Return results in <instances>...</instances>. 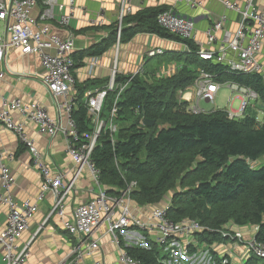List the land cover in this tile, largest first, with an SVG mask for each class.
<instances>
[{"label":"built area","instance_id":"1","mask_svg":"<svg viewBox=\"0 0 264 264\" xmlns=\"http://www.w3.org/2000/svg\"><path fill=\"white\" fill-rule=\"evenodd\" d=\"M180 4L184 0H172ZM41 3L42 10L38 20L32 16L33 11ZM224 9L241 17L234 33L224 27L227 16L222 15L215 24L206 30V39L209 48L195 41L194 23L188 18L177 15L171 8L157 15L156 22L159 28L167 34L178 38L185 54H195L199 60L223 65L226 74L251 75L259 74L264 79V69L258 61L264 46V0L261 5H256L255 0H243L238 3L234 0H219ZM128 1L123 0L119 11V22L126 16L131 15V9L127 6ZM56 10L59 16L55 18ZM74 1L59 3L58 0H0V64L8 49L20 51L23 55H36L39 59L42 76L41 83L52 98H61L63 101L60 108L67 115V126L61 130L51 119L46 110L38 103H24L19 99L8 100L0 96V124L8 131L13 132L20 145L31 155L32 165L38 171L41 178V187L35 203L23 202L17 204L14 200L12 187L13 179L9 176L7 161L10 157H4L0 153V187L3 194L0 195V203L8 208V215L4 229L0 232V252L4 264H24L28 256V244L18 248V241L27 229L28 222L36 211L37 203H40L46 194L54 197L52 214L63 216L64 201L71 189V185L63 186V176L53 174L43 162L40 153L34 143L24 134V124L16 123L11 113L16 112L27 122L37 126L40 134L49 138H55L59 133L62 135L66 152L72 158L76 166L81 170L86 168L93 177L94 182L99 183V173L95 169L91 154L101 133H107L111 143H114L117 133L116 113L117 103L136 75L141 76V70L130 75L122 84H115V72L111 75L109 85L104 90H96L85 93V104L90 117L91 131L79 134L77 126L71 119L75 96L72 90L75 79L72 73V54L75 40L72 35L60 36L53 32L51 22L59 27H67L72 18ZM120 29H118V32ZM220 34V39L217 38ZM188 43H192L197 50L193 53ZM218 47H215L216 44ZM163 51L157 49L150 55H162ZM231 55V56H230ZM197 76L193 82L194 97L187 98L181 91L182 102L189 104L188 112L192 115L210 114L200 106V102L214 105L218 91L222 86H227L232 93H238L241 101L237 113L228 112L229 120H239L245 115L247 107L259 98L248 87L231 82L219 83L217 74L206 72L202 68L197 69ZM226 73V74H225ZM3 73L0 72V79ZM264 85V80H263ZM115 88V89H114ZM113 107L107 120H102L100 113L107 93H115ZM193 102V103H191ZM226 113V111H225ZM114 120V122H113ZM136 182L132 181L121 191L120 196H110L103 189H99L97 195L90 201L79 205L73 213L72 223L65 225L66 232L75 238L76 245L73 249L69 264H83V257L94 254L99 249L97 241L92 239L94 230L101 224L107 226L109 235L114 244H119V234L128 230H138L157 235V243L161 247L167 260L163 264L177 262L185 259V250L179 241L180 238L193 236L203 232L202 227L195 220L174 222L167 215V209H159L153 212L151 221L141 222L130 212L127 201L132 191L136 188ZM115 210L119 211V217H115ZM256 230V229H255ZM253 236L245 238L242 232L222 233V237L234 244L244 247L251 257L264 262V244L255 241ZM122 264H138L124 251L121 254ZM178 263V262H177ZM176 263V264H177ZM222 264H227L224 260Z\"/></svg>","mask_w":264,"mask_h":264},{"label":"trees","instance_id":"2","mask_svg":"<svg viewBox=\"0 0 264 264\" xmlns=\"http://www.w3.org/2000/svg\"><path fill=\"white\" fill-rule=\"evenodd\" d=\"M164 10L149 9L126 16L121 21L126 28L121 30L119 40L149 33L180 42L158 27L157 15ZM117 28L113 25L108 38L90 47L86 55H102L115 43ZM188 44L194 53L197 48ZM174 59L183 65L174 76H153L148 82L136 75L122 93L117 103L114 143L103 132L91 154L99 184L116 196L136 182L130 197L140 206L158 204L166 194L173 193L167 215L176 223L195 220L206 228L195 234L200 243L228 241L222 233L235 232L231 227H254L255 241L264 244V166L255 169L250 164L264 157V79L259 74L224 75L223 65L205 63L195 54L181 53ZM198 68L217 74L219 83L251 88L263 101L262 123L246 114L242 119L229 120L222 111L202 116L185 112L178 95L193 84ZM127 79L116 75L115 84ZM85 90L77 88L71 113L79 134L91 131ZM115 93H107L103 113L110 110ZM144 121L153 125L144 126ZM123 251L138 264H163L165 260L157 246L147 250L125 247ZM244 264L264 262L250 257Z\"/></svg>","mask_w":264,"mask_h":264},{"label":"crops","instance_id":"3","mask_svg":"<svg viewBox=\"0 0 264 264\" xmlns=\"http://www.w3.org/2000/svg\"><path fill=\"white\" fill-rule=\"evenodd\" d=\"M73 18L67 27H59L55 22L50 23L51 30L60 36L72 35L75 40L73 59L75 62L74 79L75 86L72 95L76 96L77 88H85V92L104 90L111 80L113 72L117 76L129 77L141 70V76L150 82L154 77L159 79L170 78L177 74L183 67L182 63L174 57L178 54H185L180 42L160 37L155 34L137 33L126 41H120V34L126 28L119 22V11L123 0H73ZM131 15L149 9H172L177 15L193 21L195 41L204 46L207 45L206 30L212 27L222 15L227 16L224 25L228 31L234 33L241 17L224 9L219 0H184L183 3L174 4L172 0H127ZM242 3L243 0H234ZM59 3H67L68 0H58ZM263 0H255L256 5H261ZM33 11L32 16L38 20L41 3ZM59 12L56 10L55 18ZM113 25L120 29L117 31L115 43L110 44L105 52L97 57L86 55L87 50L106 40L112 32ZM220 39V34H217ZM217 43L215 47H218ZM214 48V46H208ZM161 49L162 55H150L152 51ZM231 56V55H230ZM258 61L264 69V46ZM0 72L3 78L0 79V96L5 99H19L24 103H38L42 106L58 127L63 130L67 126V115L60 108L61 98H52L41 83L42 69L36 55H23L20 51L8 49L5 51L4 59L0 64ZM97 82V84H93ZM187 98L194 97L193 84L184 91ZM238 94V93H237ZM218 95V94H217ZM217 98V96H216ZM228 101L226 110L234 111L239 107L241 96L235 95L237 103ZM216 100V99H215ZM193 103V102H191ZM231 103V105H230ZM262 106L263 101L258 99L252 102L253 109ZM249 107H247L248 109ZM2 106L0 104V111ZM246 109V111H247ZM245 111V114H246ZM105 111L102 112L105 119ZM261 119L256 120L262 123ZM250 116V115H248ZM13 121L24 124V134L33 143L40 153L43 162L53 174H61L62 185H71V189L64 201L63 216L52 214L54 197L46 194L43 200L36 205V211L28 222L27 229L18 241V248L28 244V256L24 264H69L72 259V251L75 248V238L70 236L65 225L72 223L73 213L77 206L92 200L99 189L105 190L99 183L94 182L86 168L79 169L72 158L66 152V144L59 133L51 139L38 132L37 126L27 122L16 112L11 113ZM257 118V117H255ZM0 153L4 157H10L7 161L9 176L14 184L12 193L17 204L23 202L35 203L40 192L41 178L38 171L32 165V158L29 152L20 145L16 135L6 130L0 124ZM256 165V162H255ZM106 191V190H105ZM3 189L0 187V195ZM108 194V193H107ZM109 195V194H108ZM121 195L119 192L117 197ZM112 196V195H110ZM173 193L166 194L158 204L138 205L129 197L127 206L137 219L141 222L151 221L153 212L159 209H167L170 205ZM119 211L115 210V217H119ZM8 215V208L0 203V232L4 229ZM233 231L242 232L245 238L253 236L254 227L236 228ZM141 235H140V234ZM138 230H128L119 234V244L112 242L105 224L99 225L93 232L92 239L98 242L99 249L90 256L83 257V264H122L120 257L126 247L149 249L157 246V250L164 255L157 243V235ZM149 243H148V241ZM186 257L177 262L167 264H244L251 256L248 251L237 244L227 241L215 242L211 245L198 242L195 235L180 238ZM165 256V255H164ZM0 264H4L0 252Z\"/></svg>","mask_w":264,"mask_h":264},{"label":"rangeland","instance_id":"4","mask_svg":"<svg viewBox=\"0 0 264 264\" xmlns=\"http://www.w3.org/2000/svg\"><path fill=\"white\" fill-rule=\"evenodd\" d=\"M235 95H238V94L237 93H232L230 91V89L227 88V86H222V88L218 91V95H217V98L215 100L214 105H211V104H208V103H205V102H200L199 103V106L203 110H205V111H211L212 109H215V111H222V112H225L226 111V115H227L228 112L237 113L239 107H237L238 106V103L235 100H233ZM115 96H116V93H115ZM230 98H232L231 99V103L232 102H233V104L234 103H237V105L235 107H234V105H233V107H231L232 110L237 107L234 111H231L229 109L226 110V105L228 104V101H230ZM181 102H182V94L179 93V95H178V103L183 104L184 105V108L186 109L185 112H187L188 114H191L190 112L187 111L188 108H189V104L188 105H185L186 103L184 104V103H181ZM113 103H114V101H113ZM231 103H230V105H231ZM104 104H105V101H104ZM104 104H103V107H104ZM103 107H102V109H103ZM112 107H113V104H112L110 110H108V113H105V119H103V120H107V118L110 116V111H111ZM258 111H263L262 106H257V108H255V109H253L252 107L249 106V108L246 111V115H250V117H252V118L257 117L255 119L259 121L258 118L261 119V116H260V113H258ZM202 115H208V114H200V115H193V116H202ZM100 117L103 118V116H102V110H101V113H100ZM113 122H114V120H113ZM115 123L116 122H114V124ZM116 126H117V124H116ZM144 126H146V125L144 124ZM250 164L252 166H254L255 169H257V168H259L261 166H264V157H262L259 160H257L256 161V165L254 163H250ZM227 242L232 243L231 241H227ZM165 260H167V257H165Z\"/></svg>","mask_w":264,"mask_h":264},{"label":"water","instance_id":"5","mask_svg":"<svg viewBox=\"0 0 264 264\" xmlns=\"http://www.w3.org/2000/svg\"><path fill=\"white\" fill-rule=\"evenodd\" d=\"M144 124L147 126V127H151L153 125V122L149 123L148 121H144Z\"/></svg>","mask_w":264,"mask_h":264},{"label":"bare ground","instance_id":"6","mask_svg":"<svg viewBox=\"0 0 264 264\" xmlns=\"http://www.w3.org/2000/svg\"><path fill=\"white\" fill-rule=\"evenodd\" d=\"M82 97V96H81Z\"/></svg>","mask_w":264,"mask_h":264}]
</instances>
